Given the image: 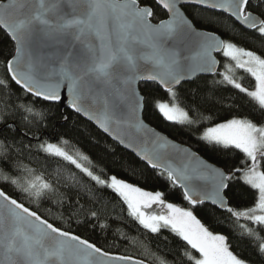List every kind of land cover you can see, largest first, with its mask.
<instances>
[{"label":"snow or ice","instance_id":"snow-or-ice-1","mask_svg":"<svg viewBox=\"0 0 264 264\" xmlns=\"http://www.w3.org/2000/svg\"><path fill=\"white\" fill-rule=\"evenodd\" d=\"M188 5L195 11L188 12ZM217 12L264 40V0H0V31L10 43L0 60V132L16 130L7 121L17 113L34 111V101L24 105L14 99H67L76 114L130 150L145 171L182 189L187 208L167 202L164 191L108 174L106 166L94 175L55 143L39 149L85 174L93 182L91 201L101 199L98 189L109 190L121 209L109 219L124 224L126 214L145 232L167 229L183 241V252L161 264H252L232 250L227 235L214 234L194 214L207 204L228 214L239 239L264 264V56L204 27L221 22V15L212 14ZM214 53L226 58L224 72L217 71ZM238 72L246 76L238 80ZM207 75L221 79L202 87L197 81ZM217 84L236 90V98L226 101ZM217 104L228 115L221 116ZM149 106L166 121L186 126L224 158L222 166L150 127L143 115ZM23 159V145L0 139V264H142L29 207L62 194ZM9 187L25 194L23 199ZM235 188L245 191L249 206L233 205ZM91 219L98 220V212L91 211ZM108 226L100 225L102 231ZM115 231L124 239L119 227Z\"/></svg>","mask_w":264,"mask_h":264},{"label":"trees","instance_id":"trees-1","mask_svg":"<svg viewBox=\"0 0 264 264\" xmlns=\"http://www.w3.org/2000/svg\"><path fill=\"white\" fill-rule=\"evenodd\" d=\"M186 10L191 13L195 11V7L186 6ZM202 12L204 15L209 14L208 11L202 10ZM212 14L221 15L223 19L217 25H205L204 27L222 38L234 41L238 46L264 56V40L257 34L249 30L245 31L238 24L233 26L232 20L221 13ZM9 48V41L0 31V60H3L8 54ZM220 61L219 71L223 65L222 56H220ZM0 75H2V70H0ZM217 76L201 77L197 83L203 87L205 81L210 84L213 80L219 81ZM245 76L246 74L243 73L242 77ZM243 85L248 86L247 78L243 79ZM12 87L18 91V86L14 83ZM213 87L221 89L220 96L226 101L236 98V90L234 89L229 88L224 91V86L219 84L213 85ZM32 101L35 102L33 113H17L14 118H10L7 123H14L16 130L4 129L3 132H0V139L8 137L9 141L15 140L18 144L23 145V163L29 164L35 170L36 175H42L45 179L51 180L56 185L57 192L62 196L49 194L39 204L33 202L28 206L47 217L50 222L57 223L65 230L88 237L105 250L120 255H128L148 264H161V261H171L178 252L182 253L187 246L167 229H162L160 234L145 232L136 222L127 218L126 214L125 220L127 222L124 224H117L116 221L109 219L114 215L119 216L121 212L119 202L111 192L107 189H98L95 195L101 199L91 201L88 188L92 186L93 182L62 158L46 154L39 149L42 144L51 142L57 144L58 147L74 158L86 155L89 159L85 160V165L94 175L100 174L101 166H106L108 174L124 177L130 182L138 183L146 190L164 191L167 202H173L187 208L189 205L183 201L181 189L173 188L155 172L145 171V165L140 160L102 135L91 123L79 115L67 109H61L57 104L45 103L30 95L27 99L13 100L14 103L24 105H28ZM216 109L221 116L228 115L229 110L226 107L217 104ZM143 115L145 121L158 131L176 142L191 147L208 162L222 166L221 161L224 158L198 141L196 135L190 132L186 126L166 121L150 106L144 109ZM65 116L67 120H65ZM0 128H3V125H0ZM37 137L39 139H36ZM29 146L31 147L30 153ZM112 148H115V155L112 154ZM145 176L148 177L147 180L144 179ZM7 190L15 192L17 199H23L25 196L12 187ZM230 195L233 205H239L241 209L249 206V200L243 189L235 188ZM109 198L111 202H109ZM91 211L98 212V220L91 219ZM194 214L214 234L227 235L234 252L242 253L252 264H262L252 246L239 239L238 231L226 219L228 215L226 212L214 211L213 206L204 205L197 206ZM101 224L109 226L102 231ZM94 225H96L95 228ZM118 227L121 229L124 239L121 238V233L115 231Z\"/></svg>","mask_w":264,"mask_h":264},{"label":"water","instance_id":"water-1","mask_svg":"<svg viewBox=\"0 0 264 264\" xmlns=\"http://www.w3.org/2000/svg\"><path fill=\"white\" fill-rule=\"evenodd\" d=\"M188 6H193V7H195L194 5H188ZM218 13V12H217ZM240 26V25H239ZM242 28H243V26H241ZM249 31H251V30H249ZM221 54L222 53H214V55L216 56V58L218 59V61L220 62L219 63V65H218V68H217V71L219 72V69H220V66H221V61H220V56H221ZM213 76H215V75H207V76H202V77H213ZM65 95H66V93H65ZM31 96V95H30ZM33 97V96H32ZM35 98V97H34ZM36 99H38V98H36ZM40 100V99H39ZM42 101V100H41ZM51 104H57V105H59L60 106V108L61 109H67V110H69V111H71V112H73V113H75L70 107H69V104H68V101H67V99H65L64 100V102L63 103H60V102H55V103H51ZM76 114V113H75ZM78 115V114H77ZM81 118H83L84 120H86L83 116H81V115H79ZM87 121V120H86ZM89 122V121H88ZM146 122V121H145ZM90 123V122H89ZM147 123V122H146ZM96 129H97V127L95 126V124L94 123H91ZM149 126L150 127H152L150 124H149ZM152 128H154V127H152ZM155 129V128H154ZM156 131L157 132H159L160 134H162V135H164L166 138H168L170 141H172V142H174V143H177V144H180V145H183V146H185V147H188V146H186V145H184V144H181V143H179V142H176V141H174V140H172L171 138H169L167 135H165V134H163L162 132H160V131H158L157 129H156ZM107 137V136H106ZM108 138V137H107ZM112 141V140H111ZM115 143V142H114ZM117 144V143H116ZM118 145V144H117ZM118 146H120V145H118ZM121 148H123L124 150H126L124 147H122V146H120ZM126 151H128L129 153H131V151L130 150H126ZM194 151V150H193ZM132 154V153H131ZM133 155V154H132ZM143 163V162H142ZM210 163V162H209ZM181 191H182V189H181ZM207 205H210V204H207ZM211 206V205H210ZM220 211V210H219ZM137 260V259H136ZM139 261H141V260H139ZM142 264H148V263H146V262H143L142 261Z\"/></svg>","mask_w":264,"mask_h":264},{"label":"rangeland","instance_id":"rangeland-1","mask_svg":"<svg viewBox=\"0 0 264 264\" xmlns=\"http://www.w3.org/2000/svg\"><path fill=\"white\" fill-rule=\"evenodd\" d=\"M221 56H222V54H221ZM222 58H223V65H222V68H221V70H220L219 72H224V66H225V63H226V58H224L223 56H222ZM242 76H243V73H242V72H238V73H237V79H238V80H240ZM217 77H218L219 80L221 79L220 76H217ZM77 160H78V162L81 163L84 167H86V165H85V160H84V159H82L81 157H80V158L77 157ZM86 168H88V167H86ZM88 169H89V168H88ZM89 170H90V169H89Z\"/></svg>","mask_w":264,"mask_h":264}]
</instances>
